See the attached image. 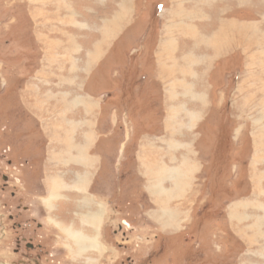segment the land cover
Masks as SVG:
<instances>
[{
    "label": "rangeland",
    "instance_id": "obj_1",
    "mask_svg": "<svg viewBox=\"0 0 264 264\" xmlns=\"http://www.w3.org/2000/svg\"><path fill=\"white\" fill-rule=\"evenodd\" d=\"M74 1L76 0H0L1 4L8 3V7L5 10L7 14L3 17L13 13V22L16 24L14 27L15 33L21 38L25 48L27 44L31 47L32 39L29 34L33 28L30 19L35 14V10L40 14L41 17L39 18L44 17L45 13L50 11L55 13V15H60L61 9L59 5H68L71 10L84 11L73 5L72 2ZM80 1L82 3L81 7L91 11L101 3L100 12L102 16L111 20L113 42L124 33L122 35L124 38H120L121 41H117V44L120 45L119 54H121L123 49L122 54L124 56L121 58H123L125 66L126 64L128 66L131 54L133 57V51L138 49L139 46H145V44L147 46H145L146 50L141 60L143 64L141 70L143 71L139 70V67L133 68L130 72L128 70L125 77L128 80L127 83L124 78L122 86L120 84L115 85L118 80L113 79L117 76L118 71L112 72L110 67L111 71L107 72L106 79L109 82L113 81V88L116 89V86L121 87L122 93L119 92L121 93L119 96L114 94L112 92L114 90L111 87L103 88V91L105 93L109 92L111 97L113 96L114 101L123 103V106H120V109L116 110L117 112L115 113L113 112L115 109L111 110V112L108 110L109 115H107L104 119L105 122H102L101 125L103 130L111 132L112 140L107 141L105 145L102 143L99 147V152H97L100 162L93 185V192L98 196L95 199V203L99 206L96 209L97 212H95L97 219L99 217L97 224H99L98 221L104 218V222L99 229L100 233L91 236V239L87 240L88 243L80 241L81 237L78 232L69 227L71 222L79 223L76 221L81 210L79 208H77L79 212H71L72 214H69V212L67 215H62L63 209L60 210V214H57L60 220H64L65 225H68L65 226L64 223L61 222L60 224L58 222L60 226L58 227L64 231H61L60 234L53 229L46 219L45 221L50 228L49 231L53 234V238L50 241L53 245L57 244L56 235L61 236V244H68L69 250V245L72 243L73 247L76 246L77 248L79 244L86 245L82 247V251L85 252L83 258L77 256L75 254L77 252L72 250L70 257L66 260H62L59 257L55 264H82V260L85 257L90 258L89 260L93 264H122L125 254H123V250L117 248L115 239L122 242V236L125 232L127 237L129 236L127 240L129 247L127 255L130 262L134 264L137 261L141 262V264H264V243L262 245L259 244V242H263V239L255 236L254 246L248 247L251 242H246L238 232L239 227L243 226L245 228L247 226L248 219L244 218L241 223L234 219V225H231V217L235 206H237V211L239 209L238 206L242 207L244 204L238 200L228 202L233 195L235 186L241 188L240 193H243L242 188H246L243 178L247 177L248 168V176L250 177L255 169L264 168V161L258 160L259 155L256 153L258 148L253 149L254 160L251 162L250 153H246L244 149L246 142L241 139L244 131L248 135H257L258 137L263 133V138H255L252 141L253 144L249 143L252 144L251 148L263 145L264 125L256 122V120L264 122V116L260 115L259 117L261 118L253 120L252 118L256 113L252 114L253 111H249L248 115L243 117L242 110L244 111L245 106L237 105L236 98L232 101L233 121L236 126L234 129L235 134L232 133L231 124L226 126V121L223 122V108L220 104L227 97L226 89L224 88L225 79L223 80V77L227 76L226 72L236 71L240 60L238 61L236 57L229 59L230 62L226 66L218 62L217 66L222 68L221 70H217L214 75H204V79L212 76L215 84L220 87L217 90L212 89L210 82L207 83L206 89H194L195 85H202V83L196 82L197 78L200 80H203V78L195 73V76L188 77L187 84V82L181 81L180 69L176 75L166 74L164 80L161 79L164 74L160 77L161 70L167 67L173 70L177 67L180 68L182 65L180 58L183 55L177 56L176 51L179 49L183 39L181 35H178L179 31L175 33L168 31L169 23L172 21L169 15L173 9V4L179 1V4L196 8L197 5L201 4L200 2H203L204 5L209 6L219 4L222 7H230L233 2L231 0ZM103 1L106 3L102 4ZM11 10L13 12H10ZM156 12L158 17L161 16L162 31L159 43L154 51L155 65H153L149 54L153 50L155 38L158 37L153 23L155 19L154 13ZM18 27L20 31L19 29L16 30ZM237 32L243 33L241 30ZM146 34H149L150 37L144 41L143 37ZM211 43L209 41L206 46ZM16 46H14V49H16ZM29 51H33L32 47ZM9 55L15 62L23 58L20 57L21 53L18 50L10 51ZM140 55L138 54V57ZM36 59L35 56L31 57V54L25 56L27 65L23 73L33 72V63ZM215 59L213 58V61ZM197 60L199 62L201 57L198 56ZM213 64L216 66L215 63ZM110 68L107 70L109 71ZM104 74L101 75L103 83L107 82ZM147 74L148 80H142ZM1 77L0 75V81L3 80ZM151 77H153L152 81L150 80L152 79ZM16 80V83H19V79ZM18 86V90L11 89L9 95L0 97V139L4 140L5 132L9 133L4 128L13 125L14 127L11 129L16 132L13 133L12 137L10 135L9 138L11 137L16 145L20 141L19 135L24 129L23 124L27 125L26 123L29 122L20 118V125H15L18 120V109L22 111L25 118L29 119V116L24 114L21 105L17 104V91L21 90L24 83H19ZM258 91L259 88L256 86L253 91L254 96H256V93L259 95ZM260 97L259 95V99ZM194 101L200 102V108H204L200 119L201 122L193 126V128L182 129L184 125H190L187 122L184 123L182 119L193 116L194 114L191 110L197 109L196 106L192 107V102ZM16 105H19L17 109ZM185 108L189 109L190 113H185L184 116L182 112L185 111ZM224 113L226 118V111ZM108 117H110V120H107ZM175 123L176 127L174 126ZM30 128L31 125L27 127V129ZM169 128L179 130L173 135V138H169L166 135L168 131L169 136H171ZM30 131L33 135L31 136L30 146L26 150L24 147H18L14 153L15 157L24 155V153L32 158L37 156L40 136L33 129ZM26 139L28 140V138ZM6 143L4 144L5 146H7ZM43 150H40L42 158L44 157L45 149ZM121 154L122 156L119 157ZM139 157L145 159L144 167L142 168L140 167ZM146 157L150 161H156L151 163ZM246 157H249L250 163L248 167L245 166ZM148 162L151 163V166L148 165ZM154 166H163L164 168L154 170ZM184 166L185 170L183 169ZM167 172L168 174H164ZM162 173L166 180H155L162 177ZM176 175H181V179H183L182 175H185L184 179L186 181L180 184L181 179L176 180ZM236 175L242 176V180L237 181ZM40 176L41 171L35 169L34 174L30 177L31 183L33 180H39ZM173 181H178L179 183L174 185ZM166 188L170 189L171 192L172 190L176 191V195L185 191L184 194L187 193L186 197L183 201L172 202L167 208H163V205L158 206L154 202L157 199L154 190L160 194L158 195L159 198L164 199L165 197L161 195V191L166 190L165 192H167ZM75 208L76 206L73 208L74 211ZM212 209L214 212L208 216L220 217L218 226H213L212 223L207 224V221L200 218V213L205 215L208 210L212 211ZM167 211L170 213L167 214ZM171 213L172 215L175 213V216H179L182 213L180 216L181 223L183 218L184 221L179 227L176 226L180 224L179 218L177 223H172V229H163V226L157 222H168L166 219ZM53 214L54 212L51 213L52 216ZM105 215L106 217H104ZM193 216L196 220H193ZM71 219L74 220L70 222ZM95 219L96 217H91V221ZM52 220L57 222L54 219ZM53 231L55 232L53 233ZM102 246L103 249L101 248ZM88 248L92 249L91 253H86ZM56 250L60 256L63 252L66 254L67 248L63 247V250L60 251L57 244ZM143 252H147L148 256L151 254L150 259L143 261ZM147 255L144 257H148ZM117 258L118 260L116 261Z\"/></svg>",
    "mask_w": 264,
    "mask_h": 264
},
{
    "label": "crops",
    "instance_id": "obj_2",
    "mask_svg": "<svg viewBox=\"0 0 264 264\" xmlns=\"http://www.w3.org/2000/svg\"><path fill=\"white\" fill-rule=\"evenodd\" d=\"M105 1L102 4L106 3ZM231 2H233V5L230 7H222L219 4L209 6L204 5L203 2H200L201 4L197 5L196 8L179 4V1L173 4V9L169 15L173 20L169 23L168 31L172 33L179 31L178 35H181L183 39L179 49L176 51L177 56L183 55L180 58L183 66L181 65L180 68L177 67L173 70L167 67L160 71V77L164 74L161 77L164 80L166 74L176 75L180 69L179 75L182 76L181 81L183 82H187L188 77L195 76V73L203 78L204 81L197 78L196 82L202 83V85H195L194 89H206L207 83L210 82L212 89L217 90L220 87L215 84L212 76L204 79V75H214L217 70H221L222 68H218L217 66L218 62L226 66L230 62L229 59L236 57L238 61L240 60L236 71L231 73L226 72L227 76L223 77V80L225 79L224 88L226 89L227 97L220 104L223 108V122L226 121V126L227 124H231L232 133L235 134L234 129L236 126L233 121L232 109V101L234 99L237 98V105L245 106L244 111L242 110L243 117L248 115L249 111H253L252 114L256 113L257 115L252 118L255 120L261 118L259 116L264 112V100H262L264 99V37H262L264 36V0H231ZM72 4L84 11H79L78 9L71 10L68 5H59L62 11L60 15H55V13L50 11L49 13L46 12L45 16L43 15L44 17L39 18L41 16L35 10V14L31 15V19L29 17L33 28L29 34L32 39L30 46L33 51H29L31 47L28 44L25 48V44L22 43L20 37L16 38V51L18 50L19 53L23 52L21 55L24 57L27 54H31V57L35 56L37 58L36 68L33 69V72L27 73V80L24 86L20 91H17V104L21 105L24 114L28 115L29 119L24 117L20 109L17 112L21 116L18 114L17 116L25 119L26 122L29 121L26 123L27 125L23 124L24 128L31 125V128L26 130L30 133L32 129L37 132L40 139H42V150L45 149L41 165V176L38 182H36L37 180H33L32 182V195L37 197V206L44 217V222L46 223L45 220L47 219L53 229L57 230V233L60 234L61 231H64L60 230L58 222L61 224V222L64 223V220L61 221L57 214H60V210L62 209L64 211L61 212L62 215H67L69 212V214H72L71 212H79L77 211V208H79L81 210L78 213V219H76L79 223H73L71 221L74 219H71V226L69 227L76 230L80 237L82 236L81 240L79 239L80 241L88 243L87 240L91 239V236L100 233L99 229L104 222V218H102L101 221H98L99 224H97L99 217L97 219L95 212H97L96 209L99 206L95 203V199L98 196L93 192V185L99 169L100 157L97 154L99 147L102 143L105 145L107 141H111L112 138L110 136L111 132L103 130L101 125L102 122H105L104 119L107 115H109L108 110L111 112V110L115 109L113 111L115 113L117 112L116 110L120 109V106H123V103L114 101L113 96L111 97L109 92L105 93L103 91L107 87H111L114 90L112 91L114 94L119 96L122 93L121 87L116 86V89L113 88V81L109 82L106 79L107 72H110L111 68L112 72L118 71L117 76L113 80H118L117 82L114 81L115 85L120 84L122 86L128 70L130 72L135 67H139V70H141L143 65L141 60L146 50L145 46L147 45L139 46L138 49L133 51V57L131 54L128 66L126 64L127 69L122 60L123 58H121L124 56L122 54L123 49L121 54H119L120 45L117 44V41L119 42L124 38L122 36L124 33L113 42L111 20L102 16L100 12L101 3L99 6H95L93 11L85 10L84 7H81L82 3L80 0H76ZM193 9H195L194 12H192ZM1 14L2 11L0 10ZM157 15V12L154 13L156 20L154 19V22L151 21L154 23L156 35L158 34V37L153 42L154 46L152 45L153 50L149 54L153 65H155L154 51L159 43L162 31L161 16L158 17ZM151 22L149 23L150 26ZM18 29L20 31L19 27L16 30ZM239 30L243 31V33L237 32ZM149 37L150 35L146 34L143 37L144 41ZM209 41L212 43L206 46V43L208 44ZM215 41H218L217 44H215ZM138 54H141L142 57L141 55L138 57ZM198 56L201 57L199 62L197 60ZM213 58L216 59L213 61ZM112 62H114L113 67ZM109 68L110 70L108 71L107 69ZM102 74H104L107 82L103 83L101 79ZM151 78L150 80L152 81L153 77ZM144 79L148 80V74L142 80ZM150 80L149 82H151ZM127 81L126 79V83ZM159 82L161 83L160 80ZM255 82H257L256 86L258 88L261 87L258 91L261 99H259V95L254 97ZM259 82L261 83L259 84ZM18 85L19 83L15 81L14 89L18 90ZM192 103V107L196 106L197 109L191 110L194 114L193 116L182 119L184 123L190 124L184 125L182 129L193 128V126L201 122L200 119L204 108H200V102L194 101ZM19 105H16V109ZM255 110L259 111L256 112ZM224 111L227 114L226 118L224 117ZM185 113H190L189 109L185 108L182 114L185 116ZM107 120H110V117ZM256 122H260V120ZM262 124L264 125V122ZM169 131L172 137L169 136L168 131L166 132L167 137L173 138V135L179 130L169 128ZM262 134L260 137L257 135L251 136L244 131L241 137L242 141L246 142L244 149L246 153H250V160L252 157L251 162L254 160L253 152L256 148H258L256 151L259 155L258 160L264 161V144L251 148L253 139L263 138ZM121 156L122 154L119 157ZM146 159L149 160L147 157ZM248 159L249 157H246L245 166L247 167L250 163ZM139 160L141 162L140 167H144L145 159L139 157ZM154 161L150 162L153 163ZM150 162H148V165L151 166ZM154 167V170L164 168L163 166ZM245 170L247 171V169ZM262 170L264 168L255 169L250 177L248 176V168L247 177L243 178L244 185H246V188H242L243 193L239 192L241 190L239 186H235L233 195L228 200V202L238 200L244 204L242 207L238 206L239 209L237 211V206H235L233 218L231 217V225H234V219L239 223L244 218L248 219L247 226L245 228L243 226L239 227L240 229L238 230L246 242H251V245L248 247L254 246L255 236L263 239L262 243L259 242L260 245L264 243V171ZM164 174H168V172ZM164 174L162 173L161 175L163 176L155 180L165 181ZM184 177L185 175H182L183 179L180 180V184L186 181ZM236 177L237 181L242 180V176L236 175ZM177 183L179 182H174V185ZM166 189V193H161L162 196L164 195V199L159 198L158 195L160 194L154 190L157 198L154 202L158 206L163 205V208H167V206L177 200L183 201L187 194H184V191L176 195V191L172 190L171 192L170 189ZM75 206L74 211L73 208ZM216 208L217 206L214 209L215 212ZM214 210H208L205 215L200 213V218L207 221V224L212 223L213 226H218L220 217L208 216ZM52 212H54L53 216L51 215ZM169 213L167 211V214ZM181 214L175 216V213L173 215L171 213L167 216L168 219L166 220L168 222L159 221L157 223L163 226V229H172V223H177L180 218V224L176 225L179 227L184 221L183 218L181 223ZM91 217H96V219L91 221ZM194 218L193 216V220H196ZM52 219L57 222H53ZM48 229L50 230L49 227ZM50 233L52 234V232ZM56 236L60 251L63 250V247L67 248L66 254L63 252L59 256L56 250L57 244L52 245V250L57 260L59 257L62 260H66L70 257L72 250L77 252L75 253L77 256L84 257L85 252L82 251V248L73 247L72 243L69 245V250L68 244H61V236ZM80 245L82 246V244ZM89 259L85 257L82 260V264L91 263Z\"/></svg>",
    "mask_w": 264,
    "mask_h": 264
},
{
    "label": "flooded vegetation",
    "instance_id": "obj_3",
    "mask_svg": "<svg viewBox=\"0 0 264 264\" xmlns=\"http://www.w3.org/2000/svg\"><path fill=\"white\" fill-rule=\"evenodd\" d=\"M6 5L0 2L2 11L0 15V75L3 79L0 81V97L10 94L11 89H14L16 79H19V83H25L27 80V73H23L27 65L25 57L20 55L23 58L16 60V63L9 55L10 51H16L14 46L19 36H16L14 30L13 13L3 17L7 14L5 10L8 5ZM36 62L33 63L34 68L37 65ZM20 118L18 117L16 124L13 122L16 126L20 125ZM13 127V125L6 126L4 129L10 134L5 132V139H0V235H2L0 236V260H2L0 264H55L57 259L52 250L53 244L50 242L53 236L38 209L37 197L32 195L33 188L30 180L35 169L41 171L42 139L39 140L37 156L31 158L30 155L24 153V155L15 157L14 153L18 147H24L26 150L30 146L32 134L24 128L19 135L20 141L16 145L11 138L16 132L12 131ZM4 142H7V146ZM128 239L126 232L122 236V242L115 239L117 248L123 250L125 254L122 264H134L130 262L127 255ZM91 250L88 248L86 253H91ZM134 253L137 254L135 251ZM146 255L147 252L142 253L143 261L151 257V254L144 257ZM135 264H141V262L137 261Z\"/></svg>",
    "mask_w": 264,
    "mask_h": 264
},
{
    "label": "bare ground",
    "instance_id": "obj_4",
    "mask_svg": "<svg viewBox=\"0 0 264 264\" xmlns=\"http://www.w3.org/2000/svg\"><path fill=\"white\" fill-rule=\"evenodd\" d=\"M48 9V8H47ZM62 12V11H61ZM180 13V12H179ZM182 13H185V12H182ZM182 15V14H181ZM187 16V15H186ZM47 17V16H46ZM54 17V16H53ZM56 17V16H55ZM176 17V16H175ZM182 17V16H181ZM177 18V17H176ZM179 18H180V16H179ZM184 18V17H183ZM185 19V18H184ZM173 20V19H172ZM175 20V19H174ZM186 21V20H185ZM183 23V22H182ZM234 24V23H233ZM172 25V24H171ZM177 25H178V23H177ZM184 25V24H183ZM230 25H231V23H230ZM172 27V26H171ZM173 28V27H172ZM183 28H185V27H183ZM179 29V28H178ZM180 30V29H179ZM185 30V29H184ZM189 30V29H188ZM232 31H234V30H232ZM183 32V31H182ZM186 32V31H185ZM222 32V31H221ZM170 33H172V32H170ZM192 33H193V31H192ZM223 33V32H222ZM216 34V33H215ZM264 34V33H263ZM170 36H172V35H170ZM262 37H264V36H262ZM170 38V37H169ZM212 39V38H211ZM218 40V39H217ZM263 40V39H262ZM212 41V40H211ZM214 41V40H213ZM217 42L218 41H215V44H217ZM219 44H220V42H219ZM173 46V45H172ZM217 47V46H216ZM223 47V46H222ZM219 50H220V47H219ZM196 60V59H195ZM181 62V61H180ZM177 63H178V61H177ZM181 64V63H180ZM183 64V63H182ZM176 65V64H175ZM185 65V64H184ZM183 66V65H182ZM181 67V66H180ZM194 69V68H193ZM193 69H191V70H193ZM186 72V71H185ZM259 88H261V87H259ZM264 88V87H263ZM254 89V88H253ZM258 90V89H257ZM260 91H262L261 89H260ZM263 92V91H262ZM257 95V94H256ZM261 95H262V93H261ZM263 96H264V94H263ZM254 97H256V96H254ZM260 99H261V97H260ZM262 100H264V99H262ZM261 103V102H260ZM263 103V102H262ZM264 105V104H263ZM262 105V106H263ZM264 107V106H263ZM256 111V110H255ZM261 112V111H260ZM259 114V113H258ZM263 114H264V112H263ZM262 114V115H263ZM261 115V114H260ZM257 116V115H256ZM257 121V120H256ZM260 123H262L261 121H260ZM261 126V125H260ZM263 127V126H262ZM159 167H161V166H159ZM156 170V169H155ZM177 177H176V180H180L181 179V175H176ZM166 190H164V191H162L161 193H166L165 192ZM79 234V233H78ZM80 236V235H79ZM82 237V236H81ZM85 238V237H84ZM89 241V240H88ZM84 245L82 244V246L79 244L78 245V248H82ZM86 246V245H85ZM92 248V247H91ZM102 248V247H101ZM86 249V248H85Z\"/></svg>",
    "mask_w": 264,
    "mask_h": 264
},
{
    "label": "trees",
    "instance_id": "obj_5",
    "mask_svg": "<svg viewBox=\"0 0 264 264\" xmlns=\"http://www.w3.org/2000/svg\"><path fill=\"white\" fill-rule=\"evenodd\" d=\"M203 216V215H202Z\"/></svg>",
    "mask_w": 264,
    "mask_h": 264
}]
</instances>
